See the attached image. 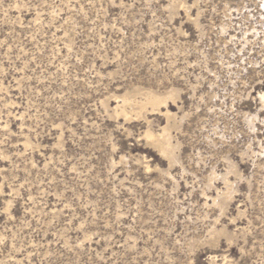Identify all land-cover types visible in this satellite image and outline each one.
Returning <instances> with one entry per match:
<instances>
[{
	"label": "rangeland",
	"instance_id": "1",
	"mask_svg": "<svg viewBox=\"0 0 264 264\" xmlns=\"http://www.w3.org/2000/svg\"><path fill=\"white\" fill-rule=\"evenodd\" d=\"M0 264H264V0H0Z\"/></svg>",
	"mask_w": 264,
	"mask_h": 264
},
{
	"label": "bare ground",
	"instance_id": "2",
	"mask_svg": "<svg viewBox=\"0 0 264 264\" xmlns=\"http://www.w3.org/2000/svg\"><path fill=\"white\" fill-rule=\"evenodd\" d=\"M174 91H170V94H174ZM168 97L164 94L157 93L154 91H148L146 93H143V98L137 99L132 98L131 96H125L123 98V105L120 106L121 110L127 113L125 104H130L131 108L136 111L137 114H142L146 110H148V107H151L153 110H159V107L162 104H167ZM165 114L170 117V111L167 109ZM172 116V115H171ZM172 127V126H171ZM145 135L150 138L156 147L159 148V150L162 153H165L166 155H169V157L174 160V146L171 141V132H170V125L166 124V126L162 127L160 132L152 131L150 128H148L145 131ZM174 158V159H173ZM223 196V195H222ZM224 198V196H223Z\"/></svg>",
	"mask_w": 264,
	"mask_h": 264
}]
</instances>
